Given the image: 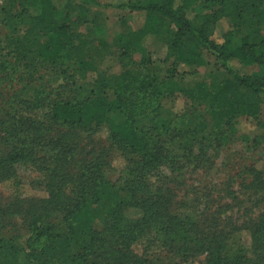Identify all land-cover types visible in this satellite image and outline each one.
Instances as JSON below:
<instances>
[{
	"label": "trees",
	"instance_id": "1",
	"mask_svg": "<svg viewBox=\"0 0 264 264\" xmlns=\"http://www.w3.org/2000/svg\"><path fill=\"white\" fill-rule=\"evenodd\" d=\"M16 1L18 10H7L0 18V28L15 33L9 36L10 45L24 54L36 52L49 63L76 61L95 74L88 60L92 41L77 29L71 0ZM129 6L147 16L143 27L130 32L128 48L163 36L169 66L150 78L126 71L123 76L128 78L115 87L110 82L100 86L99 81L93 97L53 103L44 122L28 121L21 144L46 146L52 155L34 160L24 145L0 152V183L14 179L18 166L31 165L41 172L47 192L46 197L27 199L25 208L18 199L1 209L3 214L29 216L30 236L23 245L0 235V264H98L93 255L106 247V232L118 233L125 249L120 259L127 260L130 251L136 264L145 260L132 252L131 241L151 234H160L186 255H204L206 264H264V213L240 230L241 244L232 250L225 236L171 210L170 189L159 181L165 166L174 167L176 161L160 141L162 132L145 127L156 121L151 101L161 100L162 88L207 99L230 128L240 117H258L264 95V0H141ZM214 69L229 75L217 91L209 90L206 81ZM145 100L146 110L140 108ZM115 112H121L122 119L115 120ZM160 124L166 133V125ZM52 130L58 136L48 138ZM101 131L108 133V146L81 160L77 176L69 175L82 134ZM16 132L4 140L17 139ZM114 154L123 163L117 178L109 175ZM254 173L255 183L264 190L263 174ZM126 207L140 209L142 217L122 226ZM51 214H60L61 220L44 219Z\"/></svg>",
	"mask_w": 264,
	"mask_h": 264
},
{
	"label": "rangeland",
	"instance_id": "2",
	"mask_svg": "<svg viewBox=\"0 0 264 264\" xmlns=\"http://www.w3.org/2000/svg\"><path fill=\"white\" fill-rule=\"evenodd\" d=\"M62 4L65 0H56ZM72 14L78 21L81 32L92 41L88 48V60L95 74L82 70L76 61L60 59L49 63L36 52L24 54L9 44L14 32L5 26L0 28V152L11 151L14 146L28 152L32 159L52 155L40 144H21L25 124L33 120L45 121L44 114L50 105L93 97L103 83L112 87L129 71L141 77L161 76L168 68L167 43L163 36L148 38L146 43L130 46V32L144 26L146 12L132 9L129 4L141 0H100L92 4L87 0H71ZM17 11V1L0 2V18L7 11ZM15 34V33H14ZM215 63L213 57H208ZM229 75L220 69L206 77L209 90L217 91ZM96 81L98 83H96ZM161 100L151 101L157 110L156 121L148 122L146 128L161 131V143L171 151L176 166H165L159 184H165L171 193V210L183 220L199 222L203 229L216 231L225 236L234 250L239 244L240 230L258 220L264 213V190L255 183L254 170L264 177V95L261 96V111L258 117H240L235 127H229L213 110L207 99L191 98L184 92L161 89ZM150 95V92H149ZM155 94H153V97ZM147 100L140 104L148 109ZM151 105V104H150ZM115 120L123 117L121 112L112 114ZM159 122V123H158ZM160 123L168 128L165 133ZM18 132H16V131ZM57 130L47 134L58 136ZM17 139L4 140L11 133ZM20 136V138H19ZM77 148V161L71 162L67 173L77 176L82 161L89 159L102 147L109 144L107 131L82 134ZM122 160L113 155V169L109 175L117 178ZM158 184V185H159ZM44 178L35 167L18 166L16 177L0 183V235L11 236L26 245L30 236L29 216L3 214L1 209L21 199L47 196ZM60 214L44 217L54 223L61 220ZM142 217L136 207H126L121 214V225L128 226ZM117 232H106V247L95 251L93 259L98 264H136L132 254L127 260L120 259L125 250ZM118 242V244H116ZM133 253L145 264H206L204 255H186L169 245L160 234L137 236L132 241ZM178 243V242H177ZM103 253V254H102ZM186 255V256H184ZM184 259H188L185 261ZM36 264V263H33Z\"/></svg>",
	"mask_w": 264,
	"mask_h": 264
},
{
	"label": "built area",
	"instance_id": "3",
	"mask_svg": "<svg viewBox=\"0 0 264 264\" xmlns=\"http://www.w3.org/2000/svg\"><path fill=\"white\" fill-rule=\"evenodd\" d=\"M6 0H0L1 3H4Z\"/></svg>",
	"mask_w": 264,
	"mask_h": 264
}]
</instances>
